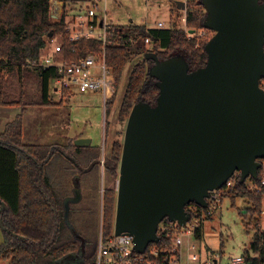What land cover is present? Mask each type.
<instances>
[{
    "label": "trees",
    "instance_id": "obj_1",
    "mask_svg": "<svg viewBox=\"0 0 264 264\" xmlns=\"http://www.w3.org/2000/svg\"><path fill=\"white\" fill-rule=\"evenodd\" d=\"M58 1L63 3V13L59 20H54L52 0H0V107L23 108V112L0 134V199L6 203V210L1 214L5 230L4 242L0 245V262L95 264L96 261L99 241L96 237L89 238L92 225L89 219L93 218L92 211L99 205L98 186L90 185L85 195L81 182L95 176L101 164L100 148L26 144L24 139L23 115L28 107L43 108L63 104L53 102L50 94L54 79L60 76L59 71L56 68L42 69L32 65L43 56L50 39L62 36L63 56L70 61L105 50L106 62L116 78V92L126 67L133 64L119 110L121 120L128 119L138 102L156 105L159 89L156 80L149 76V69L154 62L145 59L147 52L157 53L161 60L181 54L188 61L191 71L204 67L208 60L205 46L209 39L203 40L198 35L188 33L190 30L196 33L205 29L206 11L201 0H193L190 6L201 7L203 12H196L187 6V31L110 23L108 32L111 36L105 46L98 39L81 40L75 44L66 39L67 21L70 18L68 7H77L92 0ZM148 39L152 44L151 49H147ZM32 73L39 80L38 98L31 96L27 90L26 82ZM14 76L20 81L18 94H14L10 85V79ZM116 92L107 103L108 111L115 103ZM122 150L123 142H115L111 157L105 160V169L111 175H116L120 168ZM65 162L80 172L74 176V187L70 193L66 189L69 172L65 169ZM60 173L63 174L61 179L58 178ZM259 180L260 177L254 181L258 183ZM76 188L80 189L82 197L79 202L70 205L69 225L65 220L64 201L72 194L75 196ZM240 198H247L251 204L240 211L241 217L255 218L263 206V193L249 191L246 183L240 179L230 199L234 205ZM115 199V192L108 189L104 196L105 237L110 236L114 228ZM190 206L202 209L195 203ZM203 230L202 225L197 231L202 240ZM251 249L259 254L253 264H263L264 232L261 230L255 233Z\"/></svg>",
    "mask_w": 264,
    "mask_h": 264
},
{
    "label": "water",
    "instance_id": "obj_2",
    "mask_svg": "<svg viewBox=\"0 0 264 264\" xmlns=\"http://www.w3.org/2000/svg\"><path fill=\"white\" fill-rule=\"evenodd\" d=\"M204 28L214 32L205 46L204 67L191 71L186 58L175 55L154 62L156 105L138 102L128 119L120 162L115 233L134 237L143 253L158 243L165 219L185 226L187 207H208L210 193L222 189L238 171L241 181L257 180L264 160V2L201 0ZM185 10L184 2L177 3ZM195 33L194 30L190 31ZM53 33L50 34V37ZM91 140H75L89 147ZM81 191L64 201L70 205ZM1 214L6 203L0 199Z\"/></svg>",
    "mask_w": 264,
    "mask_h": 264
},
{
    "label": "rangeland",
    "instance_id": "obj_3",
    "mask_svg": "<svg viewBox=\"0 0 264 264\" xmlns=\"http://www.w3.org/2000/svg\"><path fill=\"white\" fill-rule=\"evenodd\" d=\"M184 2L186 9L180 10L177 3ZM193 0H102L98 5V14L103 16V10H107L106 19L108 22L113 20V23H120L124 26L131 24L145 25L147 28H177L188 29V26L183 22V17H186L187 6L189 9L196 12H203L201 7H191ZM70 18L78 11V6L68 7ZM87 9L84 8V13ZM57 18V17H56ZM54 20H56L53 17ZM163 24V27L159 26ZM192 31V30H190ZM190 35H198L203 40L211 39L214 32L206 29L196 31ZM189 36V37H192ZM53 40V41H52ZM62 36L57 35L49 40L48 48L44 51L43 56L50 54L53 44L63 43ZM147 49L152 48L151 42H147ZM133 64L130 63L122 76L119 87H117V94L114 98L115 103L108 111L106 110V103L101 94L80 93L73 89L68 93L65 90H60L54 84L51 85V98L55 103H63L61 106L49 107L47 110L40 113L31 111L30 115L25 118V143L26 144H42V145H60L62 147H69L75 145V140L79 138H88L91 140V145L100 148V165L96 169L97 172L90 179L81 182L83 193L86 195L89 190L88 187L98 186L99 192L98 208L93 210V218L89 219L91 229L89 231V238H97L98 241L101 235V229L104 218V196L108 189L115 192V216L118 195V181L120 168L116 175H111L105 169V160L111 157L112 147L115 142H123L126 133L128 119H119V110L122 99L128 84ZM34 69V68H32ZM11 89L14 94L19 92V78L14 76L10 79ZM27 90L31 96L38 98L39 94V80L35 73L27 80ZM19 112L23 109L18 106ZM30 108V107H29ZM37 108V107H34ZM23 112V110H22ZM130 116V115H129ZM15 119L13 114H9L3 119V124L6 126L9 122ZM0 132L5 130V126L0 124ZM69 176L67 180V192L70 193L73 189L74 176L79 174L78 170L74 169L73 165L65 162ZM64 166L63 164H61ZM65 167V166H64ZM65 171V170H64ZM64 173V172H63ZM63 174H59L61 179ZM89 178V177H88ZM73 197V194L72 196ZM247 198L237 199L235 204L231 199H224L220 209L207 214L202 218H210L204 224L203 243L207 248L214 251L225 250L227 253L242 254L246 250L251 249L254 234L253 230L247 232L244 218L241 217L240 211L250 207ZM94 224V225H93ZM115 225V224H114ZM114 231V228H113ZM4 242L3 229L0 226V245ZM0 264H11L10 260H3Z\"/></svg>",
    "mask_w": 264,
    "mask_h": 264
},
{
    "label": "built area",
    "instance_id": "obj_4",
    "mask_svg": "<svg viewBox=\"0 0 264 264\" xmlns=\"http://www.w3.org/2000/svg\"><path fill=\"white\" fill-rule=\"evenodd\" d=\"M54 1L58 0H52V18L59 20L63 13V5ZM100 1L102 0H92L78 5V11L68 18L66 39L70 43L98 39L103 41L105 46L108 37L111 36L108 32L110 22L106 19V9L103 10V16L98 14ZM182 20L186 23V17ZM159 26L163 27V24L159 23ZM32 65L42 69L56 68L60 76L54 79L53 84L60 90L76 89L84 94H101L106 106L115 96L116 78L106 62L105 50L70 61L63 56V43H56L53 44L50 54L42 56ZM260 88L264 91V78L260 81ZM259 177L258 183L253 178H248L245 182L249 191L263 193L260 213L253 219L251 216L244 219L247 232L253 230L254 235L259 230L264 232V160L261 161ZM240 179L241 172L237 171L222 189L211 192L206 209L187 207L191 218L185 226H180L178 222L169 219L161 222L158 226L160 241L151 243L143 253L137 251L132 235L128 233L116 235L115 225L112 234L105 237L102 224L95 264H253V260L257 259L259 254L252 249L239 255L227 253L223 249L214 251L207 248L202 238L197 235L198 229L202 225L204 227L205 222L210 219L202 218L203 215L207 216L220 209L223 200L230 199V194Z\"/></svg>",
    "mask_w": 264,
    "mask_h": 264
},
{
    "label": "crops",
    "instance_id": "obj_5",
    "mask_svg": "<svg viewBox=\"0 0 264 264\" xmlns=\"http://www.w3.org/2000/svg\"><path fill=\"white\" fill-rule=\"evenodd\" d=\"M54 3H56V4H62L63 5V3L62 2H60V1H54ZM110 23H113V20H111V22ZM113 24H116V25H122V24H120V23H118V22H116V23H113ZM52 107H55V106H52ZM47 108H49V107H37V108H34V107H28L27 109H26V111H25V113H24V115H23V119L25 120V118L26 117H28L29 115H30V112L31 111H35V110H33V109H37L36 111H39L40 113H42V112H45V111H49V110H47ZM18 109H20L18 106H14V107H0V124H2L3 126H5V127H7L5 124H3V119L5 118V117H7L9 114H13V116H15V119L18 117V115H20L21 113H22V110L19 112V110ZM15 119H13L11 122H9L8 124H10V123H12ZM0 129H2V127L0 128ZM5 130H6V128H5ZM4 130V131H5ZM3 131V132H4ZM25 126H24V139H25ZM3 132H0V134L1 133H3Z\"/></svg>",
    "mask_w": 264,
    "mask_h": 264
}]
</instances>
